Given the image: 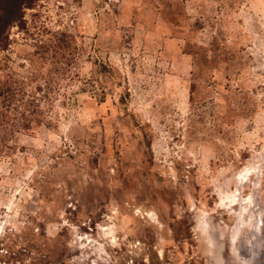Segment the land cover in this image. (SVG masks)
I'll return each instance as SVG.
<instances>
[{
	"label": "rangeland",
	"instance_id": "obj_1",
	"mask_svg": "<svg viewBox=\"0 0 264 264\" xmlns=\"http://www.w3.org/2000/svg\"><path fill=\"white\" fill-rule=\"evenodd\" d=\"M7 33L47 125L0 154V264H264V0H34Z\"/></svg>",
	"mask_w": 264,
	"mask_h": 264
},
{
	"label": "trees",
	"instance_id": "obj_2",
	"mask_svg": "<svg viewBox=\"0 0 264 264\" xmlns=\"http://www.w3.org/2000/svg\"><path fill=\"white\" fill-rule=\"evenodd\" d=\"M34 0H0V49L8 44V29L22 26L23 11L32 6ZM64 43V41L62 40ZM68 43L63 44L64 47ZM0 87V154H9L14 149L18 134L36 129L41 122L40 99L33 94L25 96L20 89L4 85Z\"/></svg>",
	"mask_w": 264,
	"mask_h": 264
}]
</instances>
